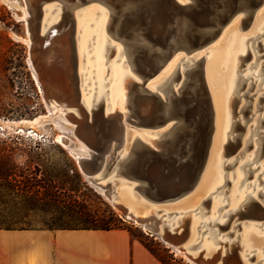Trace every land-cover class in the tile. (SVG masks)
<instances>
[{"label": "rangeland", "instance_id": "374dc122", "mask_svg": "<svg viewBox=\"0 0 264 264\" xmlns=\"http://www.w3.org/2000/svg\"><path fill=\"white\" fill-rule=\"evenodd\" d=\"M60 3H62L61 0H56L47 4L41 32H46L49 27L56 24L57 28L62 31L60 35L69 38V45L74 56L73 81L67 79L66 82L70 87L72 82L74 83L76 105L83 106L86 110L90 108V112L88 111L90 116L92 115L91 109L97 108V106L100 109L102 107L106 108L105 112L107 114L114 111L123 112L125 108L127 109L125 111H129L132 107L131 100L134 91L143 80H140V74L137 71L135 73L129 63L135 54L127 53V44L123 35L115 36L114 30L118 21H115V25H113L114 30L109 29L106 31L105 53L102 57L99 58L95 52L98 46V43H96L97 36L86 41L83 39L84 29L88 25L93 31V28L101 19L106 17L111 20L112 16H115L114 11L99 1L80 6L70 11L73 24L71 29H68L69 23L64 21L65 8L63 3ZM24 6L25 0H0V166L10 168L19 179L30 176L32 173H37L38 178H44L43 169L46 166L53 167L52 174L68 180L75 188L74 191H68L61 195L63 201L70 202L76 199L84 203L93 213L104 218L110 217V213L113 211L122 221L118 224L120 223L122 227L127 229L136 240L160 248L161 254L165 258L173 257V264H194L186 256L177 253L158 234L152 235L134 220L125 218L111 200L102 194L95 185L91 184L87 176L80 170L77 157L84 153L82 146L88 145V143L83 137L75 134L78 126L75 128L73 124L67 123L60 114L54 113L45 103L44 93L40 91L33 76L32 68V62L35 64V61L42 59L45 53H43V56H37L35 60L31 59V50L26 41L28 29L24 20ZM261 8H264V5ZM88 13L90 19L85 21V25H82L86 18L85 15ZM240 18L241 14L237 20L230 22L224 28L226 31L224 34H220L222 37L219 36L218 39L216 38L203 48L196 50L197 52L186 54L184 50L177 51L168 59L169 61L167 60L169 64L166 62L162 67L163 69L161 68L163 71L160 69L144 85L147 88L145 90L166 96L170 92H164L163 88L174 74L171 90L175 95L181 96L179 92H186V86L190 82V72L183 71L185 68H183V64L186 62V68L189 70L194 65V59L201 58L200 73L203 75V83L205 82V86H207L204 98L207 103V112L212 117L209 122L212 126L209 137L212 149L216 137L215 133L218 130L216 125L218 122L215 118L217 117V107L213 108V105L215 106V103H213L215 102L213 100L215 99V89L212 79H210L211 70L206 66L211 61L210 55L219 52L218 49L222 45L224 46L220 49L221 51L225 46L226 49L230 47L233 36L238 34L240 37L248 38L244 46L240 49L236 48L242 58L232 60L235 63L232 64H234L233 70L237 81L229 98L233 99L234 106L233 108L225 106L224 116L227 113V123L221 129L222 139L217 157V182L205 191L206 193L195 194L194 191L199 186L200 180L192 192L186 195L190 197L184 196L185 198H182L190 200L192 205L190 204L191 206L187 208L180 205L181 202L179 201L181 199L171 204H150L132 189L133 186H130V188L133 194L136 195L132 198L126 196L127 201L131 202V205L135 208L143 209L147 214L150 213V209H153L162 217L164 221L161 223L162 232L165 234V232L173 231V239L169 240L182 245L189 252L188 254L193 261L198 260L199 255L203 253L206 259L210 257L216 259V264H264V252H262L264 249V14L260 17L258 24L262 23L259 25L254 23L255 18L243 25ZM230 32H233V35ZM64 47H66V44H64ZM98 60H100L99 66H97ZM100 67L99 72L98 68ZM116 67H122L125 72V77L121 80L114 75L113 70ZM178 71L180 74L177 73ZM259 71H261V74H258ZM179 80H181V83ZM124 82L125 84L131 82V85L126 86ZM114 86L120 88L119 94L120 97L124 96V106L116 98H113L111 91ZM81 89L82 91H80ZM185 94L189 96L188 93ZM211 95H213V98ZM148 102L149 100L141 101L139 107L146 105ZM77 106L72 109L73 113L77 112L75 115L79 116ZM186 108V114H190V118L198 117V110L202 109L201 104L196 101ZM40 115H46V117L34 126H16L5 123L22 119L31 120ZM82 120L85 121V117ZM175 120H170L169 125L174 124ZM134 121L135 119L131 118L130 123L127 121L124 123L126 125V150L131 148L135 139H140L145 143L152 142V140L164 138L171 130L168 122L164 126L158 127V129L146 124H137ZM94 123L98 124L100 120ZM232 125L233 128L231 129ZM81 128L83 129L84 126ZM109 128L112 127L109 125ZM99 131L105 136L111 132V129H108L101 122ZM62 134L71 139L68 146L63 145L58 140L57 136ZM36 143H40L43 149L31 151L30 148H34ZM232 144L233 148L231 149ZM7 145L14 147L15 151L4 150L3 148H7ZM50 146L52 148L47 149ZM59 149H63L66 154ZM211 153L212 151L209 148L201 179L206 173ZM146 161L148 164H155L158 167L159 181L156 180L158 182V187H156L158 192H163L165 185L172 183V181L173 183L180 182L181 185L187 183L186 163L183 162L178 167L173 164L167 171L164 167L167 164L166 162H155L152 158ZM36 164L39 171L35 169ZM55 168L61 169V172H58L59 170L57 171ZM164 170L167 171L165 176L162 175ZM80 177L85 186L79 185ZM193 192L194 196L191 194ZM236 194L238 195L236 196ZM34 202L41 203L37 198L6 196L1 191V204L26 206L24 209L21 207L20 210H16L10 217L7 216L12 221L27 223L32 227L57 228L68 226L66 219L54 223L53 215L50 213L41 210H30L29 205ZM250 229H255L262 238V243L258 244L256 251L252 252H249L245 245V236ZM166 235L168 236V234ZM250 235L253 234L249 233L248 239ZM251 256H254V258L249 261L248 259Z\"/></svg>", "mask_w": 264, "mask_h": 264}, {"label": "water", "instance_id": "95a60500", "mask_svg": "<svg viewBox=\"0 0 264 264\" xmlns=\"http://www.w3.org/2000/svg\"><path fill=\"white\" fill-rule=\"evenodd\" d=\"M95 1L106 4L114 11L115 16L110 20L109 29L114 30L113 25L118 21L114 30L115 36L123 35L127 52L135 54L129 62L143 80L132 96L131 115L127 122L134 118L137 124L159 127L176 119L167 134L172 136L167 140L168 146L162 149L135 139L131 148L126 150V140L121 135L116 137L110 132L104 136L99 131L101 122L108 129H112L109 125H113L119 131L124 125L117 118L106 116L103 107L92 108V115H85V121L78 124L79 135L93 150L89 157L78 158L80 170L91 184L107 190L114 189L119 198L115 207L126 218L133 212L121 196V185L133 186L150 204H171L189 194L201 180L210 148L212 126L209 122L212 117L207 112L204 98L207 86L200 73L201 58L193 61L192 68L184 71L190 72V82L186 86V92H179L181 96L175 95L171 90L174 77L163 88L164 92L170 91L164 98L156 92L145 90V83L177 51L184 50L188 54L218 38L237 15L241 14L243 25L253 20L264 0H61L65 8V22L69 23L68 29L73 24L70 11ZM48 2L49 0H25L31 14L27 29L32 41L29 47L33 60L44 53L40 33ZM145 100L149 102L139 107V103ZM194 101L201 104L202 109L198 110V117L190 118V114H186V107ZM77 108L78 111L79 108L86 111L83 106ZM97 120L100 123L95 124ZM230 148H233V144ZM149 158L155 162H166L164 167L167 171L173 164L178 167L181 163H186L187 183L181 185L180 182L172 181L165 185L163 192H158V167L148 164L146 160ZM167 171L164 170L162 175H167ZM135 219L140 223L144 220L141 217ZM149 233L160 236L161 230L156 229ZM164 235L167 240H162L173 244L169 240L173 239V231L165 232Z\"/></svg>", "mask_w": 264, "mask_h": 264}, {"label": "bare ground", "instance_id": "6f19581e", "mask_svg": "<svg viewBox=\"0 0 264 264\" xmlns=\"http://www.w3.org/2000/svg\"><path fill=\"white\" fill-rule=\"evenodd\" d=\"M54 1H56V0H49L48 4H50V2H54ZM180 1L184 2V0H180ZM60 4H62V3H60ZM46 8H47V5H46ZM260 8H259V10H258V12L256 14L257 16H256V18L254 20L255 24L256 23L258 24L261 15L264 14V8H261V9ZM23 14H24V20H25L26 25H27L29 19L31 18V14H30V12H29V10L27 8L26 3H25V6L23 7ZM88 15H89V13L85 15L86 18L84 19L82 25H85L86 24L85 21L90 19V17H88ZM110 15H109V17H110ZM239 17H240V14L237 15L232 21L234 22V20H237V18H239ZM44 18H45V16H44ZM94 21H95V19H94ZM260 23H262V22H260ZM109 28H110V19L105 17L104 19H101V21H99L97 23L96 27L93 28V31L90 28V25H88L84 29V32H83L84 41H86L87 39L90 40L91 37L97 36V39H96L97 42L96 43H98V46H97V48L95 46V48H96L95 52H96V54L98 55L99 58L102 57L104 55V53H105V48H104L105 47V41H106L105 40V34H106V31L109 30ZM225 31L226 30H223L221 35L224 34ZM61 32L62 31L57 28L56 24H53L51 27L48 28V30L46 32L40 33L41 48H43V52L45 53V55L42 57L41 60L37 61L35 64H33V62L31 60H30V63L32 62L33 76H34L35 80L38 83L40 91L42 93H44V100H45V103L47 104V107H49V109L51 108V110L54 113L60 114L62 116V118H64L67 121V123L73 124L75 126V128H76L78 126L77 124H79L80 122L83 121L82 120V119H84L83 117H86L85 115H87V117L90 116L89 115L90 108H89V110H86V111L85 110L82 111L79 108V112H78L79 116L75 115L77 113L76 111H75L76 112L75 114L73 113V109H74L73 107L77 106L76 103H75V99H74L76 91H75V88H74V83L72 82V86L70 87L69 84L66 82V80L68 79L69 81H73V60H74L73 57L74 56H73L72 50H71L70 45H69V38H66V37L64 38L62 35H60ZM230 33H232V35H233V32H230ZM234 34H236V33L234 32ZM27 35H28V37L26 38V41H27V43L30 46L32 41H31V38L29 37V31L28 30H27ZM247 41H248V38L240 37L237 34V35L233 36L232 42H231L230 47L228 49H226L225 48L226 46H225L224 48L226 50L223 48L222 51H221L220 49L224 46V45H222V47H220V49H218L219 52L214 53V51H213L214 54H212V56L210 55L211 61L208 60L210 63H208V61H207L208 66H206V68L208 67V69L211 70L210 71V73H211L210 79H212V82H213V85H214L213 87L215 89L214 90L215 91L214 92L215 99H213L215 101V102H213V103H215V106L213 105V108L217 107V117H215L217 120L216 119L215 120L218 122V124H216V123L215 124L218 126V127L216 126L218 128V130H217V133H215L216 137L214 138V140H215L214 141V147L211 149L212 145L210 146V151H212V153H211V155H209L210 156L209 157L210 161H209V163L207 165L206 173L204 172L205 174L203 175L201 181L199 182V186L197 187L196 191H194L195 194H199V193H203V192L207 191L218 180V158L217 157H218V152H219V149H220V144H221V139H222V137H221L222 136L221 129H222L223 125H226V123H227V113H226V116H224L225 106L226 107L228 106L229 108H233V106H234L233 99L229 98L230 95H231V91H232L233 87L235 86V83H236V80H237L236 76H235V72L233 70V67H234L235 63L232 60L233 59H235V60L239 59L240 60L242 58L241 55L238 53V50H236V48L240 49L242 46H244V44L247 43ZM64 44H66V47H64ZM228 45H229V43H228ZM223 50H225V51H223ZM195 60H197V59H194V61ZM207 63H206V65H207ZM232 63H234V64H232ZM168 64H166V65H168ZM230 64H232L233 66L230 65ZM99 65H100V60L97 61V66H99ZM183 68H184L183 71H185L187 69L186 68V62H185V64H183ZM100 70H101V67L98 68L99 72H100ZM113 71H114V75L117 77V79L121 80L122 78L125 77L124 76L125 72L122 70V67H120V68L116 67ZM133 71L135 72L136 70L133 69ZM260 72L261 71H259L258 74H261ZM177 73H179V71ZM173 76H174V74H173ZM139 78H140V76H139ZM206 78H207V76H206ZM125 80H127V79H125ZM130 80H132V79H130ZM140 80H142V79L140 78ZM170 80H171V78H170ZM181 80H182V78H181ZM181 80H179L180 83H181ZM133 81L135 82V79ZM243 81H242V83H243ZM124 84H125V82H124ZM129 84L131 85V82L126 83L125 85L127 86ZM207 85H209V84H207ZM118 86H114L113 90L111 92H112L113 98H116L117 101H120L121 104H123V101H125L124 100V96L120 97V94H119L120 88ZM125 87H124V90H125ZM80 91H82V89ZM166 92L168 93V91H166ZM126 93H127V91H126ZM211 96L213 98V95H211ZM163 97H165V96H163ZM129 98H130V96H129ZM227 98H229L230 100L229 99L227 100ZM77 103H78V101H77ZM123 106H124V104H123ZM107 108H108V105H107ZM125 109H124V111L122 110L123 112L114 111V112H112L109 115H107V113H105L106 116H108L110 118H115V119L117 118L119 123L120 122L123 123L124 126L123 127L121 126L122 127L121 131H119V129L115 128L112 125L111 133L113 135H116V137L121 135L124 140H126V128H125L126 125L124 123L126 121H128L127 119L131 115L130 114V110L129 111H125ZM215 113H216V111H215ZM45 117H46V115H40V116H38V117H36L34 119H31V120L22 119L20 121H13V122H8V121L5 122V121H3V122L7 123V125L9 123H11V124L16 125V126H21V125H32V126H34V125L40 123ZM79 117H81V118H79ZM90 119H91V117H90ZM168 125H169V122H168ZM162 131H164V130H162ZM75 134L77 136H80L79 135V130L77 132H75ZM170 136L171 135L169 134V135H166L164 138L160 137L161 139H155V140H152V142H146V143L148 145H150L151 147H154L156 149H162V148L168 146V141L167 140L172 137V136L171 137ZM57 138L65 146H68L70 144L71 139L67 135H63V134L62 135H58ZM82 148L84 150V153L77 157L79 159L80 158H87L93 152L92 148L89 147L88 145H83ZM225 155H226V152H225ZM219 166H220V162H219ZM97 188L102 194H104L108 199H110L111 202L113 203V205L115 206V204L117 203L119 198L118 197L116 198V194H115L114 189L113 190H107L105 188H100V187H97ZM120 189H121L120 193H121L122 198L129 204V206L131 208V211L133 212L132 214H129L127 216V218L134 220L145 231L153 232L156 229L161 230L160 237L162 239L164 238V239L167 240L166 236L162 232L161 223H162L163 220H161V217L153 209H150L151 210L150 213L147 214V213H145V211L143 209H140V208L138 209L137 207L135 208L134 206L131 205V202L127 201L126 196H128L129 198L130 197L132 198V197H134L136 195V194H133V191H132L133 188L131 189L130 186H127V185H121ZM194 192L191 193V194H193V196H194ZM123 196H125V197H123ZM189 197H187V198H189ZM182 198H181V201H179V202H181L180 205H182V207H186L187 208V207H190L192 205L189 199H185L184 200ZM136 217L143 218L144 219L143 222L140 223L138 220L135 219ZM170 222H172V221H170ZM253 239H255V237L253 235H250L248 240L252 241ZM253 241L255 242V240H253ZM166 243L170 244L175 249V251H177V253H180L183 256H186L194 264H216V259H212L211 257L206 259L205 255L203 253L199 255L198 260L195 259L196 261H193L191 259L192 257L188 254L189 252H187L186 249L182 245H179V244H176V243L172 244V243L167 242V241H166ZM251 244H253V242ZM256 244H258V243H256Z\"/></svg>", "mask_w": 264, "mask_h": 264}, {"label": "crops", "instance_id": "0c3cea01", "mask_svg": "<svg viewBox=\"0 0 264 264\" xmlns=\"http://www.w3.org/2000/svg\"><path fill=\"white\" fill-rule=\"evenodd\" d=\"M0 264H162L124 228H0Z\"/></svg>", "mask_w": 264, "mask_h": 264}, {"label": "trees", "instance_id": "16d2710c", "mask_svg": "<svg viewBox=\"0 0 264 264\" xmlns=\"http://www.w3.org/2000/svg\"><path fill=\"white\" fill-rule=\"evenodd\" d=\"M50 146L47 149H51ZM10 152L15 151V148L11 145H7V148H3ZM43 149L40 143H36L34 148H30L31 151ZM62 153L66 154L63 149H59ZM42 166V165H40ZM44 167V165H43ZM35 169L39 171V167L36 164ZM55 170H59L56 169ZM44 178H38L37 173H32L30 176H26L23 179L17 178V175L10 168H2L0 166V195L1 191L6 196H27L29 198H37L41 203H31L30 210H41L53 215L54 223L62 222L66 219V227H44L50 229H101L110 230L124 228L120 225L122 221L112 211L110 217L104 218L93 213L87 208V206L74 199L70 202H65L61 199V195L68 191H74V186L65 179L52 174L53 167L46 166L43 169ZM61 172V169L58 171ZM79 185L85 186L81 177L79 178ZM26 208V206H16L14 204L0 203V228H31L32 226L27 223L12 221L10 215L16 210ZM6 214V216H4ZM9 216V217H7ZM118 222H120L118 224ZM125 229V228H124ZM162 264H173V257L165 258L161 254V249L154 245H149L140 241Z\"/></svg>", "mask_w": 264, "mask_h": 264}, {"label": "flooded vegetation", "instance_id": "af4514ba", "mask_svg": "<svg viewBox=\"0 0 264 264\" xmlns=\"http://www.w3.org/2000/svg\"><path fill=\"white\" fill-rule=\"evenodd\" d=\"M237 81V80H236ZM230 131V130H229ZM241 181H243V180H241ZM261 193L259 192V195H260ZM238 194H236V196H237ZM247 197V196H246ZM245 201V200H244ZM243 202V201H242ZM241 202V203H242ZM249 233H251V234H253L254 235V237H255V239H253V240H255V242L252 240V241H250V240H248V234ZM257 238V239H256ZM257 241V242H256ZM253 242V244H251V243ZM256 243H258V244H261L262 243V238H261V236L259 235V233L255 230V229H250L248 232H247V234H246V236H245V245H246V247H247V249H249V252H252V251H256V246L258 245V244H256ZM263 248H264V246H263ZM262 252H264V249H263V251ZM261 252V253H262ZM254 258V256H251V257H249V261H251L252 259ZM255 264H257V263H255Z\"/></svg>", "mask_w": 264, "mask_h": 264}]
</instances>
